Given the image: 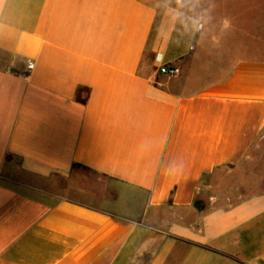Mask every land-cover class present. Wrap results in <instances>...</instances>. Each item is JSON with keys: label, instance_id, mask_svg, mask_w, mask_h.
Listing matches in <instances>:
<instances>
[{"label": "crops", "instance_id": "obj_1", "mask_svg": "<svg viewBox=\"0 0 264 264\" xmlns=\"http://www.w3.org/2000/svg\"><path fill=\"white\" fill-rule=\"evenodd\" d=\"M176 1L0 0V264H264L256 21Z\"/></svg>", "mask_w": 264, "mask_h": 264}, {"label": "rangeland", "instance_id": "obj_2", "mask_svg": "<svg viewBox=\"0 0 264 264\" xmlns=\"http://www.w3.org/2000/svg\"><path fill=\"white\" fill-rule=\"evenodd\" d=\"M176 2L182 5L180 7L188 10L193 9V7L195 6V0H177ZM202 3L204 7H206L205 9L208 10L207 15L209 17L211 1L203 0ZM214 4L218 7L219 12L221 10V12L225 13L226 16L230 14L238 16L239 14L243 13L246 20H251L253 22L256 21V23H252L249 25V27L251 28H249L251 32L250 37L235 36V41L239 44H246L250 48H252V50H257L258 52H260L257 53L256 56L264 57V0H215ZM199 30H197V34ZM254 30L260 32V34L254 35ZM209 32L210 27L207 24V27H205L202 33L209 34ZM194 42L195 37L192 38L191 44ZM58 185L60 187L64 186L66 188L84 187L85 185V187L89 189H91V187L93 186H98L99 188L105 187L104 181H101L99 177L78 166L74 167L72 175L67 182H64L63 184L59 183ZM67 192L79 198L85 197L81 196L78 191L68 189ZM143 261L144 259H142L138 264H142Z\"/></svg>", "mask_w": 264, "mask_h": 264}, {"label": "built area", "instance_id": "obj_3", "mask_svg": "<svg viewBox=\"0 0 264 264\" xmlns=\"http://www.w3.org/2000/svg\"><path fill=\"white\" fill-rule=\"evenodd\" d=\"M31 65H29V69ZM158 74L165 75V76H176L180 73L179 68L177 67H170L166 65H160L157 70Z\"/></svg>", "mask_w": 264, "mask_h": 264}]
</instances>
